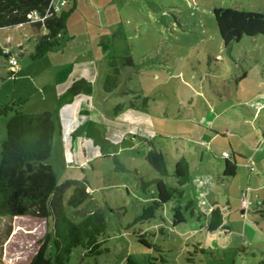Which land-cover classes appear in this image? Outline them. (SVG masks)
Wrapping results in <instances>:
<instances>
[{"label": "rangeland", "instance_id": "374dc122", "mask_svg": "<svg viewBox=\"0 0 264 264\" xmlns=\"http://www.w3.org/2000/svg\"><path fill=\"white\" fill-rule=\"evenodd\" d=\"M65 1L66 8L74 6L67 22L69 37L39 59L30 54L44 26L0 28L1 49L9 48L18 62L11 66L0 53V105L23 99V111H49L56 117L75 104L60 108L63 100L59 101L61 86H57L65 78L67 68L61 70V66L70 51L98 59L101 69L103 62L117 58L119 91L106 94L103 101L98 91H92L90 109L96 123L87 125L85 120L77 131L73 121L65 126L62 138L56 131L45 161L59 183L76 179L88 185L91 196L77 209L67 204L72 188L64 194V208L71 218L78 221L98 208L107 221L104 252L93 257L76 249L68 264H124L129 255L143 261L153 252L134 236L140 225H132L141 212L140 202L147 198L140 184L157 178L146 160L149 149L164 155L169 174L163 179L168 184L175 185L171 174L175 159L184 157L191 163L192 176L182 203L194 200L197 210L209 215L216 199L225 211L227 230L210 232L206 220L196 217L171 226L173 202L156 212L159 226L144 222L143 229H158L160 235L164 227V235L160 239L157 235L155 243L178 246L172 249V263L184 264L186 252L195 249L194 240L206 249L195 254L200 264H264V143L260 142L264 107L251 122L254 108L264 103V94L258 99L254 91L264 85L251 76L236 96H227L223 90L226 75L238 74L240 66L247 70L256 63L264 66V37L244 36L227 52L213 14L220 7L264 13V0ZM11 70L16 74L9 76ZM144 97H149L150 112L126 106L132 102L141 106ZM121 102L125 108L116 111ZM9 117L0 115V158ZM243 121H250L254 130ZM226 126L230 132H222ZM254 131L261 135L258 146L250 140ZM225 151L236 171L217 182L212 174L222 175L218 167L224 166ZM247 189L250 203L244 208L242 193ZM150 190L154 192L152 185ZM161 216L168 223L161 222ZM51 227L52 221L42 216H0V264H30ZM53 251L49 242L45 255Z\"/></svg>", "mask_w": 264, "mask_h": 264}, {"label": "trees", "instance_id": "16d2710c", "mask_svg": "<svg viewBox=\"0 0 264 264\" xmlns=\"http://www.w3.org/2000/svg\"><path fill=\"white\" fill-rule=\"evenodd\" d=\"M64 2V5L61 3ZM51 5L52 14L45 22L31 21V13L37 11L43 14ZM65 0H0V28H11L30 25L31 28L44 26L46 33L34 39V51L30 57L34 60L43 57L47 52L64 45L68 39L67 22L74 6L66 8ZM55 6H59L56 10ZM219 36L227 52H230L235 43L244 36L264 37V13L257 11H244L233 7L214 8ZM10 50V49H9ZM2 53L9 62L12 51ZM117 58H113V73L119 72L120 66ZM16 74L10 71L9 76ZM142 105L131 103L126 105L132 108L146 110L149 108V97L142 98ZM23 99H12L0 105V115L10 116L6 125L7 137L1 144L0 158V216H42L52 221L51 230L46 233L45 243L36 254L30 264H68L76 249L85 250L88 256L97 257L104 252L102 244L107 237V221L101 209L82 215L78 221L71 218L64 208V194L72 188V193L67 198V204L73 208H79L90 198L88 185L84 180L69 179L62 183L57 180L52 166L45 161L49 158L56 131L61 124L56 121L52 113L43 111L27 113L23 111ZM125 102L115 106L116 111L125 107ZM227 157L224 171L220 178L226 179L234 176L236 164ZM146 160L154 169L157 178L150 182H142L141 190L147 196L141 201V212L134 218L132 225H140L134 236L144 247L153 250L143 261H139L129 255L124 264H173L174 251L178 246L175 243L169 247L166 244L155 243L154 238L160 239L164 235V227L161 226V234L155 229L147 231L143 229V223H153L156 212L165 204L171 203V226L187 221L188 217L204 218L206 229L210 232L219 229L227 230L224 221L225 211L220 203L214 202L209 215L197 210L193 201L182 203L185 185L191 180L192 171L189 162L181 157L174 163L171 173L175 178V185L164 181L169 172L164 155L156 149H150L146 154ZM154 187L151 192L150 186ZM249 189H247L248 191ZM92 200V199H91ZM154 220V221H153ZM160 221H167L160 217ZM168 223V222H167ZM164 239H162L163 241ZM51 242L53 253L46 256V245ZM195 249L186 252L184 264H200L195 259L197 252L204 253L205 248L199 241L191 243ZM181 248V247H180ZM178 249V248H177Z\"/></svg>", "mask_w": 264, "mask_h": 264}, {"label": "crops", "instance_id": "0c3cea01", "mask_svg": "<svg viewBox=\"0 0 264 264\" xmlns=\"http://www.w3.org/2000/svg\"><path fill=\"white\" fill-rule=\"evenodd\" d=\"M67 31H68V29H67ZM36 33L40 34V31L37 30ZM45 33H46V29H44V33H42V34H45ZM68 37H69V34H68ZM82 54H83L82 51L78 55L76 54V52L74 54L73 50L70 51L68 58L65 60V66H63V68L61 66V70L62 69L65 70L67 68V72L65 73L66 74L65 78L61 82L57 83V86H61V88H60L61 94H59L60 95L59 101L63 100L62 101L63 104L60 108H65L68 104H71L73 102L75 103L74 104L75 110H74V108L67 106L62 112H57L56 117L53 116L55 118V120L59 121L61 124V127L58 131L59 136H61V138H62V134L65 130V126H67V124H72L73 121H74L73 122V128L77 129V131L81 127V125L85 122V120H87V122H86L87 125L90 122L96 123L92 119V113L94 111L91 112V109H90V106L93 105V104H90V102H93L92 99L90 98V94L92 93V91H94V92L98 91L100 93V97L102 98L101 100L103 101L104 100L103 97L106 94L111 95L114 92H118L119 88H120L119 87L120 83H119L118 74L116 73L114 75V73H113V67H112L113 61L103 62V64H101L102 65V69H101V67L99 66L98 59H96V58L92 59L91 57L90 58L85 57ZM100 61H102V59H100ZM255 63H256V61H255ZM240 70L241 71H238V74L232 73V74L226 75L227 76L226 77L227 83L223 87L225 95L236 96L241 91V86H242L243 82H245L251 76L252 77L253 76L258 77V80H257L258 84L264 85V66L261 67L260 64L256 63L255 65H250L248 70L246 68L240 66ZM97 85L99 86V89L97 88ZM254 93H255V98L260 99V96L262 94H264V89L258 90L257 92L255 90ZM80 102H81V106L79 105ZM263 107H264V103H259L254 108L253 117L251 118V122L254 121V119H255L254 117L258 115L257 113L260 112L263 109ZM68 109H70V110H68ZM76 109L78 111V114H76ZM132 109H133L132 111H136V112H139V110H142V109H138V108H132ZM121 112L124 113V110ZM142 112H143V114L150 112V107L146 110H142ZM79 114L81 115L80 121H78V115ZM116 115L118 116L119 114L117 113V114H115V116ZM237 116H239V115H237ZM73 117L75 118V120ZM238 118L242 119V117H240V116ZM243 122L245 124L248 123L252 126V123H250V121H243ZM230 124H235V123H230ZM221 128H222V130H224L222 132H230L231 131V129H228L227 126L221 127ZM250 128H253V126ZM253 130H254V128H253ZM235 131H237V130L232 129V132H235ZM213 132H214V134L220 133L218 130H214ZM261 135L263 137L262 139H260ZM261 135L257 134V132L254 131L253 136H251V138H250V140L252 141V143L254 145L258 146V143H260V142L264 143V130L261 131ZM259 139H260V142H258ZM212 140H213V138H212ZM147 144L150 145L151 143L149 142ZM250 158H252V157H250ZM174 161L176 162L177 159H175ZM190 164L191 163H189V165ZM224 167H225V163H224V166H221V168L218 167L219 168L218 172L223 173ZM190 169H191V167H190ZM212 175L215 177L217 182L218 181H224V179L220 178L221 175L219 173H217V174L213 173ZM213 187H214V185H213ZM87 190L89 191V189H87ZM184 194H185V192H184ZM214 202L219 203L218 200L214 199L212 201V205ZM249 203H250V201H249Z\"/></svg>", "mask_w": 264, "mask_h": 264}, {"label": "built area", "instance_id": "2783aa9c", "mask_svg": "<svg viewBox=\"0 0 264 264\" xmlns=\"http://www.w3.org/2000/svg\"><path fill=\"white\" fill-rule=\"evenodd\" d=\"M61 5H64V2H62ZM55 9L58 10L59 6H55ZM51 14H52V7L50 5L49 8L43 14H39L37 11H33L31 13V21H33V22H37V21L45 22L46 18H48ZM5 52L10 53V50L7 48V49H5ZM9 64L11 66H16L18 64L17 59L14 58L13 56H11L9 59ZM223 156L225 158L231 157V155L226 151L223 153ZM251 169H253V167H251ZM247 196H248V191L247 190L243 191V193H242V206L244 208H247L248 204H249V200H248Z\"/></svg>", "mask_w": 264, "mask_h": 264}]
</instances>
